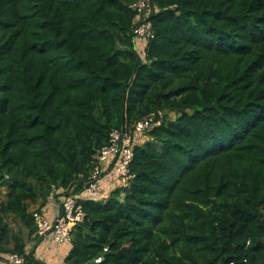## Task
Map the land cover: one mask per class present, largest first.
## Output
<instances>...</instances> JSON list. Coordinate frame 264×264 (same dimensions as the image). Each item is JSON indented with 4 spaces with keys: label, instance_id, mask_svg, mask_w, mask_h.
<instances>
[{
    "label": "trees",
    "instance_id": "trees-1",
    "mask_svg": "<svg viewBox=\"0 0 264 264\" xmlns=\"http://www.w3.org/2000/svg\"><path fill=\"white\" fill-rule=\"evenodd\" d=\"M135 1L0 0V262L48 264L50 198L155 116L129 186L81 200L66 264H264V0H151L145 59Z\"/></svg>",
    "mask_w": 264,
    "mask_h": 264
},
{
    "label": "built area",
    "instance_id": "built-area-1",
    "mask_svg": "<svg viewBox=\"0 0 264 264\" xmlns=\"http://www.w3.org/2000/svg\"><path fill=\"white\" fill-rule=\"evenodd\" d=\"M154 6L151 0H136L133 4V7L139 12L140 21L133 28L134 44L135 49L143 59L146 58L149 43L155 36L154 23L151 19ZM159 115L157 123H160L164 117L163 112H160ZM154 118L155 116L143 119L137 125L136 132H128L121 128L112 129L108 144L99 151L98 163L94 165L89 174V184L79 193L60 195L59 200L63 205V210L61 212L59 207L56 218H51L44 211L34 233L35 239L39 237L42 238V241H51L54 245L70 244L72 242L73 226L78 222H82L86 217L81 200L97 198L102 190L105 176L102 164L112 163L113 165L108 168L118 178L120 186H129L134 177V173L131 171V164L135 155L134 145L140 135L152 128ZM102 259L103 257L99 256L96 261L100 262ZM0 264H26V255L11 252Z\"/></svg>",
    "mask_w": 264,
    "mask_h": 264
},
{
    "label": "crops",
    "instance_id": "crops-1",
    "mask_svg": "<svg viewBox=\"0 0 264 264\" xmlns=\"http://www.w3.org/2000/svg\"><path fill=\"white\" fill-rule=\"evenodd\" d=\"M118 178L116 176H110L103 180V190L110 191L109 187H115ZM105 193V192H104ZM107 194V193H105ZM50 199L47 205L44 207V211L51 218H56L59 213L58 201L55 200V203ZM35 244V241L30 242L32 247ZM71 245L69 243L54 245L51 241L43 240L35 248V256L48 264H66L64 261L65 256L68 254Z\"/></svg>",
    "mask_w": 264,
    "mask_h": 264
},
{
    "label": "rangeland",
    "instance_id": "rangeland-1",
    "mask_svg": "<svg viewBox=\"0 0 264 264\" xmlns=\"http://www.w3.org/2000/svg\"><path fill=\"white\" fill-rule=\"evenodd\" d=\"M50 199H52L53 200L52 202L55 203V200L58 201L59 198L52 196ZM58 206H59V204H58ZM37 207H38V204L31 205L30 210L32 211V210L36 209ZM10 223L12 224V226L14 227L15 230L22 229V233H23L24 237L28 238V229L24 226V224L19 219H14L11 217Z\"/></svg>",
    "mask_w": 264,
    "mask_h": 264
}]
</instances>
